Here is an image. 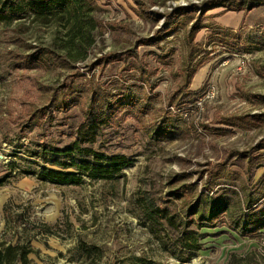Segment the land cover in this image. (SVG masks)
I'll return each mask as SVG.
<instances>
[{
	"label": "rangeland",
	"instance_id": "374dc122",
	"mask_svg": "<svg viewBox=\"0 0 264 264\" xmlns=\"http://www.w3.org/2000/svg\"><path fill=\"white\" fill-rule=\"evenodd\" d=\"M94 2L89 45L57 22L0 24V240H31L30 264H264V0ZM133 50L103 70L100 58ZM139 60L146 73L128 69ZM120 93L147 103L117 112L94 145L130 159L121 175L60 185L31 173L43 144L73 143L92 95L100 106ZM65 94L81 100L57 108ZM142 198L202 223V249L176 257L179 230L154 233ZM213 203L226 207L211 215Z\"/></svg>",
	"mask_w": 264,
	"mask_h": 264
},
{
	"label": "trees",
	"instance_id": "16d2710c",
	"mask_svg": "<svg viewBox=\"0 0 264 264\" xmlns=\"http://www.w3.org/2000/svg\"><path fill=\"white\" fill-rule=\"evenodd\" d=\"M254 7L253 5L247 8L251 10ZM97 9L98 5L94 0H0V24L8 25L14 21H30L41 25H49L52 22H57L64 24L63 26L68 25V34L71 37V41L80 39L89 45L92 42L89 31L90 29L93 31L99 23L98 19L93 16L94 11ZM197 25H199V22L192 26L191 32L194 33L197 28L201 29ZM142 43L158 45V41L155 38H145ZM130 57L138 58L135 50L133 52H124L123 55H106L100 60L104 70L111 61L118 59L128 61ZM24 59L26 60V65H34L42 59L41 50L36 48L32 54H29ZM130 68L137 69L142 73L147 72L146 64L140 60L138 63L130 62L128 69ZM197 70L198 68L196 67L189 68L185 77L187 88L190 87L193 75ZM188 94L190 92H186L183 99H186V96L189 98ZM94 97L92 95V100L84 110L86 111V116L77 128L76 138L73 143L64 148L43 144L42 149L35 152L45 163L39 169L31 171L40 180L64 185L81 184L84 182L85 177L91 179H113L121 175L123 170L131 164L130 159L126 155L109 154L102 149L95 148L94 145L98 140L101 129L107 124H111L112 118L117 112L126 110V108L135 109V107H139V109H144L147 103H142L140 98L134 94L120 93L115 95L112 100L103 98V104L98 106L93 100ZM80 100L74 99L71 94H65L60 103H58L57 108L67 109L70 102L75 103ZM260 117V115L253 116L256 119ZM33 118L36 117L34 116ZM221 122L228 126H245L241 122V118L237 117H224ZM155 130L156 133L162 136L168 132L166 129L163 130L160 125H157ZM4 181L5 178L1 179L0 184H3ZM139 205L144 215L145 223L157 235L165 224L175 230H179L171 251L182 262L189 261L193 253L202 249L201 241L208 235V233L202 232V223L197 222L198 227L196 229L190 228L193 223L191 222L192 220L180 219L170 208L154 200L149 201L147 198H142ZM213 205L209 211L211 215L222 212L224 207H226L224 203L218 205L213 203ZM202 218L203 215L201 220H204ZM33 251L31 240H23L21 235L18 236L16 242L0 240V264H30L29 255Z\"/></svg>",
	"mask_w": 264,
	"mask_h": 264
},
{
	"label": "crops",
	"instance_id": "0c3cea01",
	"mask_svg": "<svg viewBox=\"0 0 264 264\" xmlns=\"http://www.w3.org/2000/svg\"><path fill=\"white\" fill-rule=\"evenodd\" d=\"M126 1V0H125Z\"/></svg>",
	"mask_w": 264,
	"mask_h": 264
}]
</instances>
